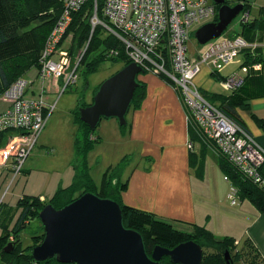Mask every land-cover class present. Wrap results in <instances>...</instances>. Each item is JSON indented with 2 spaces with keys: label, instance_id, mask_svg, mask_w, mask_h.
I'll return each mask as SVG.
<instances>
[{
  "label": "trees",
  "instance_id": "obj_1",
  "mask_svg": "<svg viewBox=\"0 0 264 264\" xmlns=\"http://www.w3.org/2000/svg\"><path fill=\"white\" fill-rule=\"evenodd\" d=\"M96 3L98 17H102L103 0H96ZM93 5L94 0H87L79 10L73 12L72 21L67 30L69 31L73 24H77V36L68 49L72 48L71 50L75 52L77 48L84 46L83 55L80 56L77 65V70L79 67L85 66V72H82L83 79L85 75L96 70L101 60L108 58L120 62L122 66L130 62L124 46L114 35L106 33L100 26H95L92 29L90 18L93 14ZM61 10V4L57 0H0V94L18 77L25 75L31 69L39 67V57L46 37L59 18ZM260 11V17H254L251 22L239 27L238 31L235 30V33L252 42L256 38L253 37L252 32L256 29L261 35L258 36V39L262 40L264 10L260 9ZM214 19L217 21V15ZM110 49L118 50V54L109 55ZM95 53L98 56L90 61L87 60L89 55ZM242 59L240 67L247 66V70L244 72L241 82L236 87L228 90L227 95L214 94L205 90H201V92L207 101L214 104L220 112L235 122L242 130L253 136L245 123L242 111H249L250 100L264 97V57L261 55L260 50H256L254 55L244 50ZM256 62L261 63V67L258 69L252 66ZM145 73L147 72L145 71ZM210 75L218 77L219 82L226 79L217 72H211ZM158 76L172 86L166 76L162 74ZM137 80L139 85L134 90L129 110L138 108L145 97L146 84L139 79ZM90 102L86 103L80 99L72 112L76 130L73 136L74 156L70 163L73 176L70 184L67 186L59 184L48 200L41 201L36 196L23 195L14 206L0 203V239H2L0 242V264H77L75 262L61 263L54 257L36 261L31 254L33 246H30V250H26L22 246L20 234L27 222L33 219L39 221L38 214L44 205L51 204L58 209L85 192H92L99 197L116 201L121 208L124 226L141 234L145 250L149 255L156 245L173 248L181 242L192 240L202 248L200 264H220V253L224 264H226L224 252H229L230 245L237 247L234 237L224 236L218 238L204 225L192 224L189 228H181L172 221L123 203L121 193L126 189L127 178L122 179V174L131 161V155L125 154L110 171L104 172L99 188L95 187L89 172L87 156L94 145L99 142V136L96 134L98 125L92 130L80 119L78 112L80 106H85ZM251 116L254 115L251 114ZM254 119L264 127V120L257 117H254ZM127 125L128 122L126 125L119 126L122 131H125ZM187 125L188 141L192 143L189 152H192L193 144L196 141L211 146L217 151L219 167L223 172V176H226L229 183L235 188L238 199H246L257 210H264V187L254 183L236 168L217 146L203 134L193 118L189 117L187 119ZM253 138L264 149V145H261L254 136ZM259 173L264 181V161L259 167ZM16 212L18 213L17 217L15 216ZM43 236V228L40 223L39 232L35 236H30V239L40 243ZM8 243H11L12 248L9 252H6L5 247ZM241 248L246 249L247 253L250 250L253 258H257L256 261L259 259L264 264L257 248L250 239H244ZM3 257H6L7 260H1ZM229 261L230 264L234 263L231 255ZM160 264L176 263H172L167 256H163L160 259Z\"/></svg>",
  "mask_w": 264,
  "mask_h": 264
},
{
  "label": "built area",
  "instance_id": "obj_2",
  "mask_svg": "<svg viewBox=\"0 0 264 264\" xmlns=\"http://www.w3.org/2000/svg\"><path fill=\"white\" fill-rule=\"evenodd\" d=\"M57 1L62 7L61 14L46 37L39 67L33 69L32 77L26 74L18 77L0 94V100L6 104L0 112V180L9 176L6 190L23 172L24 161L36 145L53 108V103L49 105L44 94L52 92L51 87L55 94H60L75 82L79 59L73 62L59 43L72 21V13L87 0ZM225 2L230 5L227 0ZM219 6L214 0H103L102 17H98L94 0L90 22L92 29L100 26L106 33L114 35L124 46L130 62L137 63L147 73L166 76L180 99L186 118H193L203 134L236 168L264 187L259 173L264 161L263 147L207 101L195 83L204 65L210 72L219 73L220 66L231 63L244 50L253 55L260 50L263 56L264 40L249 42L233 28H226L218 37L200 45L196 55L187 54L193 27L206 18L215 22ZM235 18L240 27L250 22L245 4ZM108 54L117 55L118 50L110 49ZM252 66L258 69L261 63ZM241 69L246 72L247 66ZM241 79L242 76L234 72L226 76L221 85L230 90ZM38 80L39 91L33 94L32 84ZM187 147H192L190 141H187ZM224 179L229 182L226 176ZM229 191V198L235 203L234 197H238L231 184Z\"/></svg>",
  "mask_w": 264,
  "mask_h": 264
},
{
  "label": "crops",
  "instance_id": "obj_3",
  "mask_svg": "<svg viewBox=\"0 0 264 264\" xmlns=\"http://www.w3.org/2000/svg\"><path fill=\"white\" fill-rule=\"evenodd\" d=\"M252 34L255 41L264 40V32L262 40L256 29ZM138 79L146 84L145 97L138 108L128 111L127 130L121 139H116L115 147L118 154L132 151L138 159L123 171L122 179L127 178L121 193L123 203L181 228L204 225L218 238L234 237L235 244L248 238L264 261V210H257L246 199L229 201V182L218 171L211 176L205 166L206 151L211 146L196 141L189 152L187 118L173 87L152 73L140 74ZM38 91L32 87L33 94ZM46 102L51 103L47 98ZM5 107L0 100V112ZM242 116L250 133L264 145V127L254 119L264 120V97L250 100V109L242 111ZM72 176L71 165L65 173L52 176L41 169L24 168L7 190L9 176L0 180V203L14 206L23 195L48 200L59 184L69 185Z\"/></svg>",
  "mask_w": 264,
  "mask_h": 264
},
{
  "label": "water",
  "instance_id": "obj_4",
  "mask_svg": "<svg viewBox=\"0 0 264 264\" xmlns=\"http://www.w3.org/2000/svg\"><path fill=\"white\" fill-rule=\"evenodd\" d=\"M246 0L230 6L225 0L219 4L217 21L201 25L194 33L202 45L218 37L244 7ZM144 70L135 62H129L104 79L93 93L92 101L78 108L80 119L92 130L101 118H115L118 124L126 125L138 76ZM43 228L42 241L33 246L31 254L36 261L54 257L61 263L77 264H160L167 256L176 264H200L202 248L192 240L184 241L173 248L156 245L150 255L146 252L142 236L134 229L124 226L119 204L92 192H85L61 208L46 204L39 211ZM11 243L5 247L9 252ZM228 251L224 261L230 264Z\"/></svg>",
  "mask_w": 264,
  "mask_h": 264
},
{
  "label": "rangeland",
  "instance_id": "obj_5",
  "mask_svg": "<svg viewBox=\"0 0 264 264\" xmlns=\"http://www.w3.org/2000/svg\"><path fill=\"white\" fill-rule=\"evenodd\" d=\"M236 1L237 0H227L230 5L235 4ZM245 4L249 9L250 22L254 17L260 16V8L264 10V0H246ZM209 21L210 19L206 18L198 22L193 27V32L187 42L188 55H196V50L200 47V44L197 42L194 36V31L198 27ZM239 27L240 26L238 25L237 18H234L227 28H233L234 30L238 31ZM67 30L66 35L64 34L65 37L63 36L64 38H62V42L59 43V47L63 50H66L70 59L76 63L80 56L83 55L82 53L84 51V46L77 48L75 52L71 50L72 48L68 49V47L75 41V38L77 36V24H73L70 30ZM95 56L98 55L96 53L91 54L87 57V60L90 61L95 58ZM240 59L241 56L238 55L231 63L220 66L219 75L222 77H226L234 72H238L239 75L243 76L244 71H242L240 67ZM84 67H79L76 72L75 82L68 85L60 94H55V92L53 93V91H55L54 87H51L52 92L44 94L45 98H47L49 102L53 103V108L47 117L45 126L37 137L34 149L24 161L23 168L41 169L49 173V176H52V174L65 173L70 166V163L74 156L73 136L76 130V126L73 123L72 117L73 110L76 108L80 99L86 103L90 102L93 96V92L99 86V84L104 79L119 70L122 67V64L120 62L112 61L108 58L101 60L98 63L96 70L89 73L88 75H85L83 79L82 72H85ZM33 72L34 70L31 69L26 73V75L32 77ZM196 81L205 91L220 95H227L229 92L222 87L221 82H219L218 80V77L210 75L209 69L206 65H204L202 72L200 73ZM32 85L36 88V91L39 90V80L34 81ZM51 103H49V105ZM96 134L99 136V142H97L94 145L93 149L89 152L87 161L91 178L94 182L95 187L98 189L102 174L104 172L110 171L111 168H113L117 163L120 162L125 154L132 156L130 163L133 165L136 164L138 159L135 153L132 151L125 152L123 154L122 152L121 154H118L115 151L116 139H121L124 135V131H122L118 124V121L115 118H101L96 129ZM217 158V151L212 148H208L206 151L205 166L208 167L211 176H213L214 172L218 171L220 172L221 177H223V172L221 171L220 167H218L219 165ZM222 180L225 181L224 179ZM227 186L229 189L228 183ZM234 199L235 201H238L236 197H234ZM39 200L43 201L40 198ZM229 201H231V198H229ZM17 214L18 213L16 212V217ZM16 217L14 218V220L16 219ZM39 224L40 223L38 220L33 219L27 222L23 230L21 231L20 239L22 242V246L26 248V250H30V246L32 247L39 244V242H37L36 240L31 241L30 239V236H35L36 233L39 232ZM243 240H239V244H237L236 248L233 245H230L228 248L231 258L234 262L233 264H262L259 259L258 261H256L257 258H253L252 252L250 250L249 253H247L248 251H246V249L241 248V246L243 245ZM1 241L2 239H0V242ZM220 259V264H224L221 253ZM1 260L6 261L7 258L3 257L1 258Z\"/></svg>",
  "mask_w": 264,
  "mask_h": 264
}]
</instances>
